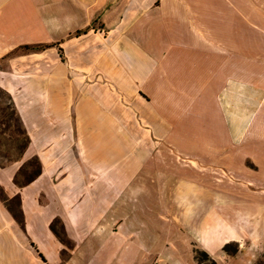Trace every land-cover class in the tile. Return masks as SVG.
Wrapping results in <instances>:
<instances>
[{"label": "crops", "instance_id": "crops-1", "mask_svg": "<svg viewBox=\"0 0 264 264\" xmlns=\"http://www.w3.org/2000/svg\"><path fill=\"white\" fill-rule=\"evenodd\" d=\"M0 90V264H264V0H0Z\"/></svg>", "mask_w": 264, "mask_h": 264}, {"label": "trees", "instance_id": "trees-1", "mask_svg": "<svg viewBox=\"0 0 264 264\" xmlns=\"http://www.w3.org/2000/svg\"><path fill=\"white\" fill-rule=\"evenodd\" d=\"M0 128L1 135L8 136L9 142H11L19 156L17 159L13 158L11 152L1 156L3 162H0V168L5 167L14 161L20 160L30 145V138L23 126L20 116L16 110L13 99L9 93L4 90H0ZM40 164V163H39ZM41 173L40 170L37 171L36 175ZM33 180L31 177L26 183Z\"/></svg>", "mask_w": 264, "mask_h": 264}, {"label": "rangeland", "instance_id": "rangeland-1", "mask_svg": "<svg viewBox=\"0 0 264 264\" xmlns=\"http://www.w3.org/2000/svg\"><path fill=\"white\" fill-rule=\"evenodd\" d=\"M1 102V101H0ZM7 152H11L13 158L17 159V157L19 156L18 152L15 149V146L9 142L8 140V136H2L1 135V128H0V162H3V160L1 159V156L6 154ZM33 170H36L35 168H32ZM33 172V171H31ZM218 178L220 179H226V180H232L231 182L233 185L234 189H242L244 191H247L249 193H252L251 191H260L263 192L264 191V187L262 186H254L251 185V182H241L240 180H236L239 178H236L234 174L231 173H227L224 174V172H220L217 173ZM240 182V183H239ZM264 194V193H263ZM239 249V245L236 246V248H230L228 249L230 252L236 253ZM197 257L200 261L201 264H216L214 263V261L206 254L203 252H199L197 254Z\"/></svg>", "mask_w": 264, "mask_h": 264}]
</instances>
